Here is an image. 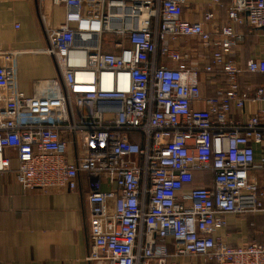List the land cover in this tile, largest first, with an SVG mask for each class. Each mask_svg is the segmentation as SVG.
Wrapping results in <instances>:
<instances>
[{
    "label": "built area",
    "instance_id": "built-area-1",
    "mask_svg": "<svg viewBox=\"0 0 264 264\" xmlns=\"http://www.w3.org/2000/svg\"><path fill=\"white\" fill-rule=\"evenodd\" d=\"M37 1L65 8L44 30L57 77L25 94L17 53L0 52V173L15 161L22 189L43 193L76 192L86 177L91 262L264 264V243L217 237L227 215L264 212L253 175L264 168L254 156L264 83L241 87L245 74L264 78V46L244 65L235 58L246 33L264 28V0H209L201 22L183 19L191 0ZM216 9L226 12L217 24ZM89 35L95 46L75 45Z\"/></svg>",
    "mask_w": 264,
    "mask_h": 264
},
{
    "label": "crops",
    "instance_id": "crops-1",
    "mask_svg": "<svg viewBox=\"0 0 264 264\" xmlns=\"http://www.w3.org/2000/svg\"><path fill=\"white\" fill-rule=\"evenodd\" d=\"M222 1L225 6L230 3V0ZM209 9V0H191L183 11V19L201 22L204 12ZM64 14L63 5H55L50 1L0 0V52L17 53V82L25 94L32 93L35 84L57 77L53 60L45 53L47 39L44 30L56 29L64 22ZM224 20L225 9H216L214 23ZM241 31L244 32V29ZM261 32L256 30L251 34L259 39ZM249 35L246 33V36ZM96 40L98 38L92 35L83 40L76 36L74 43L76 46L93 47ZM115 40V37L107 36L102 47L112 50ZM190 41L194 40L188 38L180 41L176 48L182 51ZM239 48L235 58L242 65L258 53L257 49L244 54ZM200 58L189 61L199 62L202 66L204 61ZM242 79L245 86L246 79ZM253 82L250 79L248 84ZM200 85L203 97L213 94L214 85L203 75ZM245 108L244 112L248 114L251 108ZM235 118L237 115H234ZM254 156L256 162L264 159V143L254 146ZM16 167L17 163L12 161L11 171L0 173V264H98L91 262L88 257L92 242L89 239L87 178L80 176L76 192L61 190L43 193L40 190L22 189L14 178ZM253 175L258 187L264 189V168L253 171ZM197 177L195 185L201 186L200 176ZM102 190H107V185H103ZM225 221L226 227L217 232V237L224 238L229 245L239 246L253 241L264 243V212L227 215ZM179 262L201 264L200 259Z\"/></svg>",
    "mask_w": 264,
    "mask_h": 264
},
{
    "label": "rangeland",
    "instance_id": "rangeland-1",
    "mask_svg": "<svg viewBox=\"0 0 264 264\" xmlns=\"http://www.w3.org/2000/svg\"><path fill=\"white\" fill-rule=\"evenodd\" d=\"M107 39V36H105V38L103 39V44H105ZM264 46V37L262 38H255V36H247V39H245L241 45L239 50H241L244 54L246 53H250V52H254L257 49H259V47ZM237 53V52H236ZM255 77H253L251 80H254Z\"/></svg>",
    "mask_w": 264,
    "mask_h": 264
},
{
    "label": "trees",
    "instance_id": "trees-1",
    "mask_svg": "<svg viewBox=\"0 0 264 264\" xmlns=\"http://www.w3.org/2000/svg\"><path fill=\"white\" fill-rule=\"evenodd\" d=\"M254 34H250L249 36H253ZM248 36V37H249ZM255 36V35H254ZM246 39H247V36H246ZM253 77H255V79H254V82L253 83H251V85L252 86H257V85H261V84H263L264 83V78L262 77V76H259V75H244V78L243 79H246V81H245V83H247V84H245V86L242 84V82H241V87H242V90L243 91H245V90H247V89H249L250 88V86L251 85H249L248 84V82H250V79H252ZM262 78L263 79V81H261V79L260 78ZM242 79V80H243ZM132 140H134V141H137V137L134 135L133 137H132Z\"/></svg>",
    "mask_w": 264,
    "mask_h": 264
},
{
    "label": "water",
    "instance_id": "water-1",
    "mask_svg": "<svg viewBox=\"0 0 264 264\" xmlns=\"http://www.w3.org/2000/svg\"><path fill=\"white\" fill-rule=\"evenodd\" d=\"M262 31H264V28H262Z\"/></svg>",
    "mask_w": 264,
    "mask_h": 264
}]
</instances>
